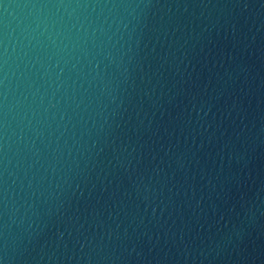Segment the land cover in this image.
I'll return each mask as SVG.
<instances>
[{
    "label": "water",
    "instance_id": "1",
    "mask_svg": "<svg viewBox=\"0 0 264 264\" xmlns=\"http://www.w3.org/2000/svg\"><path fill=\"white\" fill-rule=\"evenodd\" d=\"M0 264H264V0H0Z\"/></svg>",
    "mask_w": 264,
    "mask_h": 264
}]
</instances>
